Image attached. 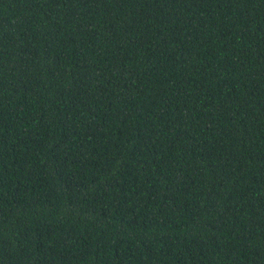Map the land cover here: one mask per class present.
Instances as JSON below:
<instances>
[{"label": "trees", "instance_id": "16d2710c", "mask_svg": "<svg viewBox=\"0 0 264 264\" xmlns=\"http://www.w3.org/2000/svg\"><path fill=\"white\" fill-rule=\"evenodd\" d=\"M0 264H264V0H0Z\"/></svg>", "mask_w": 264, "mask_h": 264}]
</instances>
